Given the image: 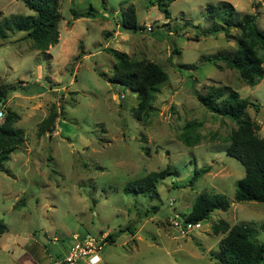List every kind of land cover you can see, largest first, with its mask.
I'll list each match as a JSON object with an SVG mask.
<instances>
[{
    "label": "rangeland",
    "instance_id": "374dc122",
    "mask_svg": "<svg viewBox=\"0 0 264 264\" xmlns=\"http://www.w3.org/2000/svg\"><path fill=\"white\" fill-rule=\"evenodd\" d=\"M222 1L235 16L255 15L264 29V0H175L169 15L157 0H60V41L47 51L32 48L24 32L0 38L4 109L21 115L16 127L25 133L0 170V217L7 224L0 264H50L75 235L88 233L105 241L102 264H220L210 252L224 236L213 229L221 219L252 225L264 241V202L235 199L245 167L226 148L237 124L195 94L208 86L232 89L264 107V78L251 86L237 70L205 60L238 47L237 28L207 32L215 25L207 7ZM130 3L142 30L119 25ZM72 7L95 15L75 19ZM31 12L21 0H0V18ZM107 47L168 72L148 120L134 114L137 93L111 81L116 58ZM54 111L55 126L39 136L40 123ZM248 113L264 138V111L250 106ZM189 122L201 135L195 146L181 139ZM168 165L175 172L158 184L159 196L125 192L129 181ZM202 167L209 172L192 183ZM202 191L223 193L232 205L183 234L170 219L184 220ZM109 233L114 241L106 240Z\"/></svg>",
    "mask_w": 264,
    "mask_h": 264
},
{
    "label": "trees",
    "instance_id": "16d2710c",
    "mask_svg": "<svg viewBox=\"0 0 264 264\" xmlns=\"http://www.w3.org/2000/svg\"><path fill=\"white\" fill-rule=\"evenodd\" d=\"M21 1L32 12L10 14L0 18V38L7 39L12 33L24 32V37L32 41V48L41 51H47L50 46L58 44L59 24L62 20L60 0ZM173 1L175 0H157V3L160 8H166V13L169 15L167 7ZM207 9L208 17L215 24L208 29V33L223 29L228 34L232 28H237L240 35L237 50L233 55L218 54L209 56L205 60L219 68H222V62L237 70L243 82L248 85L259 84L264 78V29L258 25L256 16L249 13L235 16L236 10L228 1L210 4ZM71 12L75 19L95 15L92 9L78 10L72 7ZM119 25L123 30L128 31L144 28L138 22L136 7L133 3L124 8ZM106 50L116 58L111 81L137 93L139 102L134 109V114L140 120H148L155 110L153 103L160 91V86L169 79L168 72L156 62L146 59L132 60L126 52L110 47ZM195 94L207 109L228 117L237 124L231 132L226 148L227 154L238 159L245 167V176L237 182L236 201L264 202V138L258 134L261 126L248 113L250 106L257 110H260L261 106L232 89L226 92L215 86H208L206 93L195 90ZM7 95L8 87L2 84L0 86V107L2 108L7 104ZM57 117L58 114L54 111L44 119L39 125L38 135L42 136L51 130L55 126ZM20 119L21 115L18 112L8 109L4 122L0 124V170H5V164L10 160L11 154L25 142L24 130L16 127ZM196 125L198 124L193 122L187 123L181 134V139L188 146H195L200 142L201 135L196 133ZM174 172L172 165H168L163 170L151 171L129 181L124 190L127 193H142L155 198L159 196L158 184ZM207 172L209 167L197 169L191 182L197 181ZM231 205L232 201L223 193L202 191L184 220L205 221L215 210L227 211ZM126 229L132 230L131 226H127ZM213 229L216 234H224L219 241V250L210 252L220 264H264V241L259 239L258 232L252 225L245 222L230 224L226 219H221ZM6 230L7 224L0 217V238ZM106 240L114 241V235L109 233ZM59 255L63 256V254Z\"/></svg>",
    "mask_w": 264,
    "mask_h": 264
},
{
    "label": "built area",
    "instance_id": "2783aa9c",
    "mask_svg": "<svg viewBox=\"0 0 264 264\" xmlns=\"http://www.w3.org/2000/svg\"><path fill=\"white\" fill-rule=\"evenodd\" d=\"M151 28V25L149 26ZM6 116L4 108L0 107V124ZM173 205V201L171 202ZM171 224L183 234H189L196 229L202 228V221L187 222L180 220L175 214L171 219ZM105 241L88 233L85 235H75L74 241L69 245L67 252L62 257H53L50 264H98L100 261L99 252L103 249Z\"/></svg>",
    "mask_w": 264,
    "mask_h": 264
},
{
    "label": "crops",
    "instance_id": "0c3cea01",
    "mask_svg": "<svg viewBox=\"0 0 264 264\" xmlns=\"http://www.w3.org/2000/svg\"><path fill=\"white\" fill-rule=\"evenodd\" d=\"M68 247H69V246H68ZM68 247H66L67 249H64L63 251H61L60 254L63 253V255H64V254L66 253L65 251L68 250ZM104 247H105V246H104ZM104 247H103V249H104ZM103 249L99 252L100 261H99L98 264H102V263L104 262V256H103V254H102ZM57 255H58V254H56V256H57Z\"/></svg>",
    "mask_w": 264,
    "mask_h": 264
},
{
    "label": "water",
    "instance_id": "95a60500",
    "mask_svg": "<svg viewBox=\"0 0 264 264\" xmlns=\"http://www.w3.org/2000/svg\"><path fill=\"white\" fill-rule=\"evenodd\" d=\"M261 109L264 111V107H261Z\"/></svg>",
    "mask_w": 264,
    "mask_h": 264
}]
</instances>
